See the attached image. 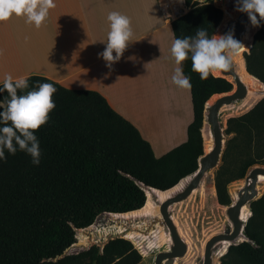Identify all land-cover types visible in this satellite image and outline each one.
<instances>
[{"label":"trees","instance_id":"obj_1","mask_svg":"<svg viewBox=\"0 0 264 264\" xmlns=\"http://www.w3.org/2000/svg\"><path fill=\"white\" fill-rule=\"evenodd\" d=\"M185 3L190 11L171 24L176 39L194 36L199 28L209 36L222 35L234 22L231 8L236 6L229 0L219 1V8L196 0ZM258 28L250 50L233 62L239 77L247 75L264 85V21ZM181 67L191 78L195 118L188 141L160 158L99 93L70 90L38 75L26 78L29 88L18 90V95L39 83H51L57 89L56 107L34 133L41 151L39 165L19 149L15 155L5 149V158L0 159V264L141 263L142 255L128 241L136 237L134 232H121L128 240L116 237L104 246L93 245L75 254L67 251L77 243L78 232L100 216L138 213L148 202L147 191L166 194L177 190L197 173L205 151L213 148L211 125H204L206 105L232 92L234 78L220 77L221 72L201 80L192 71L191 58ZM6 95L0 94V99ZM225 133L230 139L215 181L222 207L231 204L227 189L231 182L245 179L257 166L264 167V97L245 114L228 119ZM263 183L261 176L258 185ZM249 208L246 239L227 251L229 243L221 242L224 251L220 256L226 253L220 264H264V193ZM167 241L171 243L169 237ZM137 247L146 258L145 246Z\"/></svg>","mask_w":264,"mask_h":264},{"label":"crops","instance_id":"obj_2","mask_svg":"<svg viewBox=\"0 0 264 264\" xmlns=\"http://www.w3.org/2000/svg\"><path fill=\"white\" fill-rule=\"evenodd\" d=\"M54 2L40 28L15 15L0 22V85L6 74L38 75L70 90L97 92L139 131L157 158L186 143L195 118L193 97L191 88L172 83L177 65L170 49L176 38L159 0ZM113 11L129 17L134 35L109 69L99 54Z\"/></svg>","mask_w":264,"mask_h":264},{"label":"clouds","instance_id":"obj_3","mask_svg":"<svg viewBox=\"0 0 264 264\" xmlns=\"http://www.w3.org/2000/svg\"><path fill=\"white\" fill-rule=\"evenodd\" d=\"M55 7L54 0H0V22L8 21L15 15L25 17L26 23L40 28L49 10ZM235 10L247 14L253 27L264 21V0H237ZM107 20V43L99 58L111 69L123 56L134 33L129 17L120 12H110ZM247 50L235 38L234 29L223 35L209 36L206 29L199 28L194 36L177 38L172 42L171 56L177 65L171 77L172 83L180 89L191 88V78L184 74L181 67L189 58L192 71L201 80H207L210 75L215 77L218 73L227 72L232 67L233 58ZM28 88L25 77L14 79L11 74L5 75L0 86V94L7 93L0 99V159L5 158V149L13 155L19 149L32 157L34 165H39L41 151L34 133L48 122L49 114L55 109L53 96L57 89L51 83H39L30 91L18 95V90Z\"/></svg>","mask_w":264,"mask_h":264},{"label":"rangeland","instance_id":"obj_4","mask_svg":"<svg viewBox=\"0 0 264 264\" xmlns=\"http://www.w3.org/2000/svg\"><path fill=\"white\" fill-rule=\"evenodd\" d=\"M219 1L221 0H217L218 7ZM234 22L229 23L225 27L222 31V35L233 29ZM258 29V27H253L249 20L246 29L241 35L242 43L248 48L247 51L242 53L243 58L244 54L250 50L253 37ZM240 78L247 87V97L243 100H237L231 105L223 106L219 114L220 122L225 134V143L230 139L225 133L228 119L245 114L264 97V85L262 83L254 78H249L247 75H240ZM235 88L234 83V89ZM214 101L207 105L206 113ZM205 123H207L206 117L204 125ZM208 153L209 152L205 151V154ZM221 165L222 162L217 168L208 172L202 180L199 188L186 200L170 207V214L179 234L188 245V253L183 258H177L171 262H164V264H203L204 249L207 241L215 235L228 233L232 230V222L229 219L227 209L238 200V194L245 186V179L233 181L228 185L227 189L231 198V204L224 207L220 206L215 195V181ZM224 177L228 178V174ZM189 181L190 178L185 180L181 187L171 193L163 194L155 191H147L149 196L148 202L145 208L138 213L126 216L108 214L100 216L92 226L78 232L77 243L67 251V254L82 252L93 245L104 246L109 240L116 237L128 240L121 232H134L137 234L136 237L133 240L128 241H130L133 247L142 255V264H154L156 255L161 251L169 250L172 246L170 233L160 214V204L169 197L182 191ZM257 190L258 197H260L264 193V183L258 185ZM249 212L250 208L248 204L244 208V219L248 220L250 217ZM168 237L171 242L170 244L167 241ZM239 242L242 241L239 240L234 243ZM136 244H142L148 250L146 258ZM231 244L233 243H229L226 251ZM223 251V244L218 243L215 245L213 249L212 264H220L221 258L226 253L225 252L220 256Z\"/></svg>","mask_w":264,"mask_h":264},{"label":"water","instance_id":"obj_5","mask_svg":"<svg viewBox=\"0 0 264 264\" xmlns=\"http://www.w3.org/2000/svg\"><path fill=\"white\" fill-rule=\"evenodd\" d=\"M229 2L236 6L237 0H229ZM235 8L236 7L231 8V14L235 18L233 29L235 32V38L241 41V33L246 27L249 18L247 14L237 12ZM228 76L234 77L236 88L230 93L220 94L214 103L209 107L208 112L206 113L205 111L207 123L211 125L213 133V148L208 154H205L200 159L199 170L190 177V181L186 187L176 195L169 197L160 204V214L170 233L172 246L167 251L159 252L155 257L154 264H164V262H171L174 259L185 257L188 253V245L179 234V231L170 214V207L176 203L186 200L193 193V191H195L200 186L206 173L209 170L218 167V165L222 162V156L226 149V143L224 139L225 134L223 127L219 119L220 110L223 106L231 105L237 100H243L248 95L247 87L237 74L233 61L232 67L227 72H222V76L220 77L226 78ZM261 176L264 177V167L257 166L253 168L245 178V186L240 190L238 194V200L227 209L229 219L232 222V230L228 233L215 235L207 241L204 249L203 264H212L213 249L216 244L224 241L236 244L234 242H237L240 239H242L243 242L246 239L244 235V229L247 219H242V212L244 207H246L248 204L250 205V203L258 197L257 186ZM249 213L251 216V211Z\"/></svg>","mask_w":264,"mask_h":264},{"label":"built area","instance_id":"obj_6","mask_svg":"<svg viewBox=\"0 0 264 264\" xmlns=\"http://www.w3.org/2000/svg\"><path fill=\"white\" fill-rule=\"evenodd\" d=\"M199 4H212L218 7L217 0H196ZM161 6V12L167 21H174L184 15H186L190 8L186 5L185 0L181 3L180 0H159ZM235 24V22H234ZM234 27V25H233ZM79 253V252H77Z\"/></svg>","mask_w":264,"mask_h":264},{"label":"bare ground","instance_id":"obj_7","mask_svg":"<svg viewBox=\"0 0 264 264\" xmlns=\"http://www.w3.org/2000/svg\"><path fill=\"white\" fill-rule=\"evenodd\" d=\"M248 23H249V20H248ZM248 23H247V25H248ZM247 25H246V27H247ZM246 27L244 28V30L246 29ZM244 30L242 31V33L244 32ZM242 33H241V35H242ZM240 37H241V36H240ZM241 41H242V39H241ZM234 64H235V63H234ZM235 68H236V66H235ZM228 77H233V76H228ZM226 78H227V77H226ZM233 78H234V77H233ZM234 81H235V79H234ZM221 109H222V108H221ZM220 111H221V110H220ZM219 114H220V113H219ZM219 119H220V118H219ZM216 168H217V167H216ZM214 169H215V168H214ZM211 170H213V169H211ZM211 170H209L208 172H210ZM208 172H207V173H208ZM207 173H206V174H207ZM198 188H199V187H198ZM198 188H197V189H198ZM197 189H196V190H197ZM193 192H194V191H193Z\"/></svg>","mask_w":264,"mask_h":264}]
</instances>
